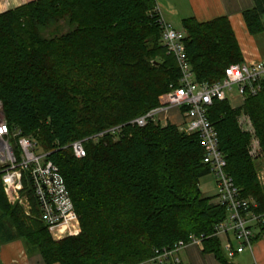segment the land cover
Wrapping results in <instances>:
<instances>
[{"label": "trees", "instance_id": "trees-1", "mask_svg": "<svg viewBox=\"0 0 264 264\" xmlns=\"http://www.w3.org/2000/svg\"><path fill=\"white\" fill-rule=\"evenodd\" d=\"M252 2L242 17L255 37L264 33V0ZM154 9L155 0H32L0 13L4 118L49 153L80 225L78 236L53 240L33 197L30 218L7 205L0 183V245L20 241L44 264H143L156 250L194 235L206 238L204 254L226 264L220 240L211 237L225 209L199 190L209 169L197 136L170 124L130 125L158 108L180 79L175 59L161 45ZM61 23L65 33L42 35ZM181 26L197 83L214 84L243 61L226 18H188ZM242 115L251 133L241 129ZM207 116L240 197L264 212L255 164L264 160V82L238 108L214 102ZM118 126V135L85 143L83 158L73 155L72 143Z\"/></svg>", "mask_w": 264, "mask_h": 264}, {"label": "built area", "instance_id": "built-area-1", "mask_svg": "<svg viewBox=\"0 0 264 264\" xmlns=\"http://www.w3.org/2000/svg\"><path fill=\"white\" fill-rule=\"evenodd\" d=\"M154 12L161 30V45L175 59L180 79L176 86H170L158 108L130 122V125L141 128L149 122L158 124L160 114L170 109L184 111L181 112L183 124L179 130L186 135L197 136L204 151L203 164L215 180L216 203L225 209V219L214 227L211 237L220 240L226 259H232L251 250L257 233L264 227V212H256L258 205L254 200L240 197L226 173L225 158L207 111L214 102L230 103L234 88L241 103L256 96L264 82V59L230 65L225 69L224 77L214 84L197 83L184 50L185 32L177 31L166 23L157 7ZM1 107L0 102V183L3 194L9 202L21 205L26 215H29L30 207L23 203L22 195L26 191L31 194L40 220L53 240L78 236L79 221L58 168L48 160L49 153L44 152L34 138L25 137L20 130L8 126ZM121 130L122 126H118L76 141L69 147L80 159L85 156V143H95L107 134L116 136ZM257 180L264 188V172L257 174ZM205 239L204 236L189 235L186 241L177 242L172 248L156 250L147 263L182 264L180 253L188 246H202Z\"/></svg>", "mask_w": 264, "mask_h": 264}, {"label": "crops", "instance_id": "crops-1", "mask_svg": "<svg viewBox=\"0 0 264 264\" xmlns=\"http://www.w3.org/2000/svg\"><path fill=\"white\" fill-rule=\"evenodd\" d=\"M22 1L18 0V3ZM183 2V8L181 9L177 3V8L172 5V3H175L174 1H171L168 5L173 15L180 16V20L194 18L199 23H206L218 18H226L233 30L243 58L248 61L264 59L260 58L259 46L249 36L242 17L245 11L252 9V0H183ZM10 3L3 0L2 7H4V10H0V13L9 11L6 6ZM155 3L164 21L170 24L166 20L159 2L155 0ZM163 117L160 119L162 126L170 124L179 128L183 124L182 114L177 109L168 110ZM202 250V246H188L179 255L182 264H223L213 255L204 254ZM223 256L225 257L224 254ZM225 260L226 264H264V231L254 241L250 251H245L232 259H226L225 257ZM0 261L3 264H34L35 262H32V258L26 256L24 245L20 241L0 245Z\"/></svg>", "mask_w": 264, "mask_h": 264}, {"label": "rangeland", "instance_id": "rangeland-1", "mask_svg": "<svg viewBox=\"0 0 264 264\" xmlns=\"http://www.w3.org/2000/svg\"><path fill=\"white\" fill-rule=\"evenodd\" d=\"M6 1L11 2L8 6H6L8 8V10H14L16 8L23 6L27 2L32 1V0H23L21 3H18V0H6ZM157 1L159 2L160 8L162 9L166 20L171 24L173 29H175L177 31H181L182 30V26H181L182 20H180V16H177L176 14L173 15V13L169 10L168 5L171 3V1H174L175 3H172V5L173 6L175 5V7L177 8V6H176V3H177V5L181 9V8H183L182 7V4L184 3L183 0H157ZM2 4H3V0H0V10H4V7H2ZM155 7H156V3H155ZM185 19H188V18H185ZM65 30H66V28L64 26V23H61L57 27L48 28L47 30L44 31V33H42V35L44 37L48 38L50 36H53L54 34L65 33ZM252 38H253V40L256 41V43L259 46V53L261 55L260 58L261 59L264 58V33H262L258 36L252 37ZM242 57H243V55H242ZM242 62H250V61L243 58ZM242 62H240V63H242ZM230 103H231V106L233 108H238L242 104L240 100H237V93H236L235 88L233 90V94L231 96ZM1 109L3 111V107H1ZM3 114H4V112H3ZM165 114L166 113L160 114L159 118L162 119V117ZM158 124H160V123H158ZM239 124H240L242 130L251 133L249 121L245 116H243V115L240 116ZM251 154L254 156L257 155V143L254 141H252V143H251ZM255 164L257 167V174L264 172V160L262 158H258ZM261 188L263 189V192H264V188L262 186H261ZM199 190L204 197H215V194H216L215 180H214V177L211 173H209L208 175L199 179ZM4 197H5V195H4ZM22 198H23V203H25V205H28L30 207L29 215L25 214V212L23 211V207L21 205H19L18 203L9 202L6 197H5V200H6L7 205L12 206V207H14V206L19 207L22 210V213L24 214V216L32 218L34 215L32 213L33 206H32V202H31V199H32L31 195L26 191L22 195ZM214 203H216V200L214 201ZM253 244H254V241L252 242L251 247L253 246ZM25 253H26V256L32 258V260H33L32 262L35 261L34 264H44L41 257L36 252H31V251L28 252L25 249ZM0 264H3V262L0 261Z\"/></svg>", "mask_w": 264, "mask_h": 264}]
</instances>
